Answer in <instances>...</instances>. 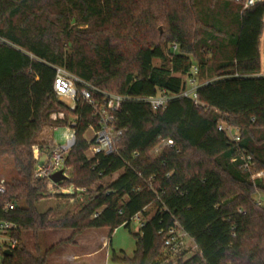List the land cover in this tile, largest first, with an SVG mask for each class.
Here are the masks:
<instances>
[{
    "label": "trees",
    "instance_id": "1",
    "mask_svg": "<svg viewBox=\"0 0 264 264\" xmlns=\"http://www.w3.org/2000/svg\"><path fill=\"white\" fill-rule=\"evenodd\" d=\"M232 1L0 0V156L11 157L17 170L0 192V219L15 224L10 233L18 239L10 254L3 252V264H48L49 250L41 254L36 243L31 252L24 230L70 228L78 234L106 227L111 236L121 225L130 228L136 213L144 225L134 233V253L113 251V264H162L158 232L176 219L199 248L178 264H264V197L256 203L249 172L233 160L239 146L256 169H264V74H259L264 2L235 12L225 31L217 2L227 8ZM218 33L229 37L232 51L206 79L200 74L210 64L207 53L219 48L209 43ZM195 64L201 104L175 97L154 110L134 98L162 88L181 92ZM53 65L130 96L117 114L116 125L127 131L116 154L89 155L86 130L99 119L89 104L78 105L76 143L66 158L72 168L68 181L90 187L94 195L63 215L54 208L38 210L48 195L45 183L34 178L33 145L41 128L67 122L52 121L53 112L74 114L54 92ZM222 116L239 128V143L218 129ZM256 130L261 137H254ZM159 137L172 138L175 147L151 155ZM257 188L264 194V181ZM6 200L16 205L8 212L1 208Z\"/></svg>",
    "mask_w": 264,
    "mask_h": 264
},
{
    "label": "built area",
    "instance_id": "2",
    "mask_svg": "<svg viewBox=\"0 0 264 264\" xmlns=\"http://www.w3.org/2000/svg\"><path fill=\"white\" fill-rule=\"evenodd\" d=\"M234 1L242 3L244 9L264 2V0ZM170 47L173 51L178 50L176 43L170 45ZM53 67L55 69L54 92L58 99L64 102L74 114L67 117L65 111L51 113L50 118L52 121L67 120V122L65 124L46 125L45 128L48 130V134L41 139L38 138L33 145L34 178L45 183L48 196L77 199L81 205H84L93 197L94 193L90 187L77 186L73 182H69L72 168L66 165L67 155L76 143L77 128L80 125L81 115L78 112V105L83 102L89 104L92 107L93 115L99 119L98 126L90 124L86 130L85 136L89 141V155L116 154L118 153V140L127 131V128H120L116 125L117 114L122 110L123 101L130 98V96L100 89L79 75L70 72L65 66L53 65ZM197 73L198 65L195 64L192 66L191 75L187 78L188 86L181 92H169L162 88L153 95L134 98L148 102L154 110L164 109L168 102L175 97L191 98L195 103L201 104L197 95L199 85L194 76ZM259 74L264 73L260 71ZM96 94L100 95L101 98H97ZM66 100H70V103H67ZM218 129L225 131L235 143H239L241 140L240 130L236 126L223 122L218 124ZM89 133H91V136H89ZM174 147L175 141L172 138L159 137L150 154L156 156L163 150ZM133 156H139V152L135 151ZM233 160L241 161L243 170L249 172L250 180L259 190L257 183L258 181H264V169H256L251 154L239 146L238 156ZM58 171H62L65 178L55 181L52 175ZM152 178L154 176H151L149 180L151 187ZM137 189H140V187ZM0 192H5V179L0 181ZM255 201L261 205L263 198H255ZM15 206L14 202L6 200L1 208L4 212H8L14 209ZM239 211L242 212V209H239ZM134 220H138L140 227L144 225L139 213L131 218V222ZM15 227L13 222L0 219V264H3V252L7 249L12 250L18 243V239L10 233ZM158 233L163 238L164 259L162 264H178L180 260H186L199 251L195 239L177 219L171 225L161 228Z\"/></svg>",
    "mask_w": 264,
    "mask_h": 264
},
{
    "label": "rangeland",
    "instance_id": "3",
    "mask_svg": "<svg viewBox=\"0 0 264 264\" xmlns=\"http://www.w3.org/2000/svg\"><path fill=\"white\" fill-rule=\"evenodd\" d=\"M221 1V0H220ZM219 9L217 8L218 19L222 21V28L225 31L230 27L232 21L231 18L235 15V12L241 13L243 4H238L232 1V7L224 8L221 3L217 2ZM216 10V9H215ZM161 32L163 31V26H158ZM211 47H216L215 54H212V51L207 53V57H212L210 64L203 71L200 77L211 78L216 75L214 71L215 67L224 62L226 58L231 54L232 47L230 45V39L225 33H218L216 38L209 40ZM260 54H261V72L264 73V29L260 37ZM196 62V60H194ZM159 63V60L155 61ZM205 80V79H204ZM200 80V81H204ZM199 83V81H197ZM108 91V90H105ZM67 103H70V100H66ZM223 116L219 120V123H223ZM45 125L41 128L37 139H41L48 134V130L45 128ZM260 131L254 132V137H261ZM264 135V134H263ZM91 136V133H89ZM122 171L116 172L111 177L106 178L107 181H111L118 177ZM17 176V170L14 166V161L9 156H0V180L5 179L7 182L11 181L12 178ZM255 198H263L264 194L262 191L256 189L254 193ZM82 205L77 199H70L58 196H47L39 201L37 208L40 212H44L49 208H54L57 215H63L67 211L76 212L80 209ZM140 228L138 220L132 221L131 227H125L123 225L119 226L114 230L112 235H109V228H91L82 232L80 237H75L74 230L70 228H54V229H29L24 230L22 233V238L27 248L36 253L35 245H39V252L44 254L45 251L49 250L48 255V264H113L110 261V254L115 251L117 253L125 252L127 255L131 256L134 253L136 248V239L134 233L137 232ZM107 240V247L103 250L93 254H88V250L93 247H98L103 245V240ZM111 239V243L109 240ZM79 242V244H78ZM80 252L81 258L78 261L72 263L71 261H57L55 255H58L62 251ZM108 253V256L105 259V254ZM93 255V256H92Z\"/></svg>",
    "mask_w": 264,
    "mask_h": 264
},
{
    "label": "crops",
    "instance_id": "4",
    "mask_svg": "<svg viewBox=\"0 0 264 264\" xmlns=\"http://www.w3.org/2000/svg\"><path fill=\"white\" fill-rule=\"evenodd\" d=\"M81 234H82V232L81 233H78V234H75V237L76 238L77 237H80ZM107 243H108L107 240L104 239L102 246L93 247L92 249L88 250V254H93V253L95 254L96 252L103 250V248L107 247V245H108ZM78 244H79V242H78ZM80 256H81L80 252H77V251L74 252V250L73 251H70L68 253L65 252V251L64 252L62 251L58 255H55V259L57 261H63V262L66 261V263L69 262V261H71L72 263H74L75 261H78L81 258ZM107 256H108V253L106 252L105 259H106Z\"/></svg>",
    "mask_w": 264,
    "mask_h": 264
},
{
    "label": "water",
    "instance_id": "5",
    "mask_svg": "<svg viewBox=\"0 0 264 264\" xmlns=\"http://www.w3.org/2000/svg\"><path fill=\"white\" fill-rule=\"evenodd\" d=\"M52 178L55 180V181H59L61 179H64L65 178V175L62 173V171H58L56 173H54L52 175ZM5 253L6 254H10L11 253V250L10 249H7L5 250Z\"/></svg>",
    "mask_w": 264,
    "mask_h": 264
}]
</instances>
